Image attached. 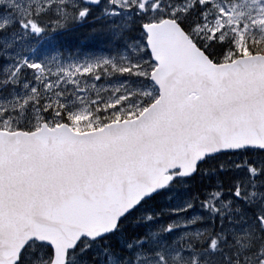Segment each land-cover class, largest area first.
<instances>
[{
    "label": "snow or ice",
    "instance_id": "snow-or-ice-1",
    "mask_svg": "<svg viewBox=\"0 0 264 264\" xmlns=\"http://www.w3.org/2000/svg\"><path fill=\"white\" fill-rule=\"evenodd\" d=\"M0 264H264V0H0Z\"/></svg>",
    "mask_w": 264,
    "mask_h": 264
},
{
    "label": "rangeland",
    "instance_id": "rangeland-1",
    "mask_svg": "<svg viewBox=\"0 0 264 264\" xmlns=\"http://www.w3.org/2000/svg\"><path fill=\"white\" fill-rule=\"evenodd\" d=\"M45 46H47V45H45ZM40 52H41V53H44V49L41 48ZM46 54H47L49 57H51V56L53 55V51H52L51 49H49V50L47 51Z\"/></svg>",
    "mask_w": 264,
    "mask_h": 264
}]
</instances>
